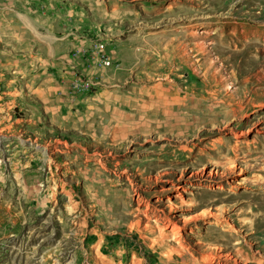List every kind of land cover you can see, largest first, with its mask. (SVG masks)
<instances>
[{
	"label": "rangeland",
	"instance_id": "374dc122",
	"mask_svg": "<svg viewBox=\"0 0 264 264\" xmlns=\"http://www.w3.org/2000/svg\"><path fill=\"white\" fill-rule=\"evenodd\" d=\"M173 1L0 0V264H264V171L165 121L264 133V0Z\"/></svg>",
	"mask_w": 264,
	"mask_h": 264
},
{
	"label": "bare ground",
	"instance_id": "6f19581e",
	"mask_svg": "<svg viewBox=\"0 0 264 264\" xmlns=\"http://www.w3.org/2000/svg\"><path fill=\"white\" fill-rule=\"evenodd\" d=\"M203 1H206V0H202V2ZM209 1H213V0H209ZM167 2L168 3L165 4L162 8H164L170 13H172L176 8L179 7L177 2L173 0H167ZM187 9H191L193 11L195 10L192 8H187ZM207 23L208 21L206 20V21H203L201 24L206 25ZM188 24H189L188 26H184L183 31L179 32L180 34L179 36H175V34L178 33L176 30H174L176 25H173L171 30H166V31L160 32L159 34H169V36L162 37L163 40L172 41L175 38L177 39L181 36L191 38L193 36V32L191 31L192 30L191 28L192 26H194V24H197V23L192 22ZM152 36L155 38L157 34H153ZM242 86L243 88L241 89L238 88L236 92L240 95L241 98H247L248 84L242 85ZM260 89L263 90L264 87L254 88L255 91H258ZM226 90H230V88L227 87ZM250 90L252 89L250 88ZM195 100H193V103ZM218 100L214 98L204 99L202 100L203 104L200 106V108H197L194 106H191V108L190 107L182 108L181 110L178 111V113L165 119L166 123L167 124L169 123V126L167 125V130L176 129L178 131H184L186 129L188 130V133L186 134L189 137L196 135V138H200V139L195 138L194 140H197V141L200 140L199 142L201 143L209 144L208 151H209V154H212L213 156H210L209 154H207V156L213 162H217L220 160V162H225L226 164H233V163L239 162L240 157H242L243 159H241L240 164H242L244 167H247L250 170V172L254 170H258L260 172L264 171V157H261V156L257 157L258 154L259 155L261 154L264 156V133L259 132V131H255V132L248 131L247 135L245 136V135L235 133L233 131H230V133L228 134L225 129H215V128L199 129L200 127L199 125L209 124V122L212 119H222L225 122L230 121L229 119L231 116L229 115V113L232 110L229 108V105L226 104L224 101H218ZM238 106L243 108L245 107V104L242 103V104H239ZM251 116L250 114L245 115L243 119L250 118ZM238 123L240 122L238 121ZM241 123L243 124V122ZM181 145L190 146V142L188 139H185L184 143H182ZM175 147H178V146H175ZM245 156H251V159H246ZM259 165H262V166L258 167ZM239 177L241 176L230 177V178L231 180H237ZM253 177H257V179L260 180L258 176H253ZM215 188H218L219 189L218 192H220V190L223 189V186L221 184H218L216 185ZM250 192L253 194V196L255 195V197H260L257 195L260 193L256 191L255 192L250 191ZM262 198L263 197L261 196V200L263 201L261 202L260 200L257 201V206L259 207L261 205L264 206V199ZM243 225H245V223H243ZM172 232L175 233L176 228H174Z\"/></svg>",
	"mask_w": 264,
	"mask_h": 264
},
{
	"label": "built area",
	"instance_id": "2783aa9c",
	"mask_svg": "<svg viewBox=\"0 0 264 264\" xmlns=\"http://www.w3.org/2000/svg\"><path fill=\"white\" fill-rule=\"evenodd\" d=\"M100 58H101V60L104 61L105 66H110L113 63V62H111V60H109V58L105 54L100 55Z\"/></svg>",
	"mask_w": 264,
	"mask_h": 264
},
{
	"label": "crops",
	"instance_id": "0c3cea01",
	"mask_svg": "<svg viewBox=\"0 0 264 264\" xmlns=\"http://www.w3.org/2000/svg\"><path fill=\"white\" fill-rule=\"evenodd\" d=\"M21 18L23 19V21L25 22L26 25H30L31 22H29L30 20H27L28 18H24L23 16H21ZM50 53H54V51L51 49V52ZM48 54L49 53L47 52L46 55H48Z\"/></svg>",
	"mask_w": 264,
	"mask_h": 264
}]
</instances>
